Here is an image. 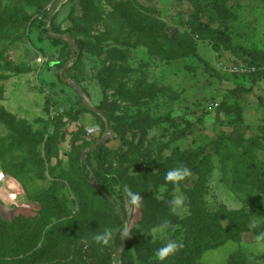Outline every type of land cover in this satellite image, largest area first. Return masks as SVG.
Returning a JSON list of instances; mask_svg holds the SVG:
<instances>
[{
	"label": "rangeland",
	"instance_id": "374dc122",
	"mask_svg": "<svg viewBox=\"0 0 264 264\" xmlns=\"http://www.w3.org/2000/svg\"><path fill=\"white\" fill-rule=\"evenodd\" d=\"M119 4L126 6L127 23L111 11ZM195 13L192 0H0V116L5 113L0 121V214L11 222L3 230L21 226L25 233L26 222L46 215L36 201L43 191L55 199L51 212L62 213L72 203L74 213L79 208L77 219L97 218L93 228L66 236L57 251L28 264L101 262L108 244L96 236L106 229L113 234L118 212L113 204L124 207L123 232L128 230L117 251L120 255L125 245L134 244L133 264H179L190 252L196 239L192 225L185 223L191 212L184 190L145 189L135 177L141 205H130L121 192H114L116 200L110 198L107 205L74 182L70 162L80 149L84 154L111 140L105 145L115 150L119 138L138 147L131 159L135 166L146 151L154 158L160 153L185 158L199 151L200 173L190 171L180 183L201 187L198 204L207 210L222 206L249 217L239 239L191 255L193 264H264V68L246 69L242 61L249 60L247 53L264 54V0H200L201 22L226 35L235 52L214 49ZM52 14L60 27L55 35L79 54L70 55L62 68L48 69L61 50L43 31L51 28L50 20L40 29H28L26 18L40 22ZM78 25L84 33L73 30ZM70 37L81 38L83 45L74 46ZM237 65L243 69L240 75L231 71ZM105 95L108 103L101 104ZM83 105L96 115L80 111ZM11 119L19 122L17 132L7 129ZM24 130H30L34 151L25 143ZM39 135L44 138L37 142ZM55 135L56 140L46 139ZM140 169L145 171L143 164ZM138 171L130 168L126 175ZM179 196L184 202L174 207ZM51 218V225L59 220ZM165 222L167 228L153 232ZM169 240L182 247L160 261L156 251ZM11 260L1 264H16ZM122 263L119 258L109 264Z\"/></svg>",
	"mask_w": 264,
	"mask_h": 264
},
{
	"label": "trees",
	"instance_id": "16d2710c",
	"mask_svg": "<svg viewBox=\"0 0 264 264\" xmlns=\"http://www.w3.org/2000/svg\"><path fill=\"white\" fill-rule=\"evenodd\" d=\"M192 1L196 10L194 19L198 24V28L204 30L205 35H207L208 39L213 42L212 45L214 49L222 47L225 50L235 52V44H233L226 35L217 30L211 29L208 26H205L201 22L198 15L200 0ZM125 9L126 6L123 7L122 4H119L116 7H112L111 11H114L119 16H121V18L127 23V19H129V16L125 13ZM56 17L57 14H52V16L47 15L45 21L40 22H34L33 20H31V18H26L29 21L28 29H32L34 27L40 29L50 20L51 28H44L43 31L47 34V39L51 41L52 45L54 47L60 46L61 50L60 55L56 59V65L48 63V69L54 66H61L62 68L63 65L66 64V62L69 60L68 57H70V55H73L74 58V56L78 53L76 49H71L68 40V42H66L62 38V36L55 35V33H59L57 31L58 29L60 31L59 25L56 24ZM2 20L4 22L8 21L7 18ZM148 22L149 21L143 22V25L145 27H148ZM73 30L77 31V34L84 33L83 26L80 25H78ZM148 32L153 35V29L151 27L148 28ZM71 39L73 40L74 46L78 47V45H83L81 38L74 37ZM114 49L118 51L117 47ZM88 51L93 52V50L89 49ZM93 56H99V54ZM247 56L249 60H242L247 66L246 69L258 71L259 69L264 68V54L263 56H260L257 53H247ZM240 74L241 73H238V75ZM100 87L101 89L103 88V90H105L107 85L104 82H101ZM77 89L80 92H85L83 87ZM102 100L101 104L106 102L108 103L106 95ZM80 111L93 113L86 105H83ZM4 114L5 113H3V116ZM93 114L96 115V113ZM3 116H0V121H2ZM17 124H19V122H16L14 119L6 121L7 129L10 131L17 132L18 128L15 127V125ZM23 132L26 137L25 143L26 145L30 146L29 151H34L36 149V145L34 146V148L31 147L30 141L32 135L30 133V130H24ZM39 136L40 137H35V140H37V142L40 140L42 141L44 138V135ZM56 137V135L48 136L46 137V139H51V142L53 140H56ZM110 141L111 140H107L105 143L108 144L110 143ZM105 143L98 145L95 149L90 150L87 153L83 154V149H80L79 152L75 154L70 162V174H73L72 177L73 180H75L74 182H78L82 190L92 191L95 194L99 195L101 199L107 203V205L110 204V198H112L113 201L116 200L113 196L114 192H121L126 196L123 191L125 186H128L132 191L137 192V190L133 188V186H135V184L137 183L135 181V177L137 178V180L138 178H140L139 186H142L145 189H159L160 187H165L168 190H184L183 193L185 196V203L188 205L189 211L191 212V215L187 217L185 223L192 225L189 230L196 240L194 242L195 244H192L191 247H189L190 252L183 253V255H186L185 258L182 257L183 255L180 257L181 259H183L179 261V264H193L194 261L191 255H193L194 257H198L207 250L218 248L230 240L239 239L241 237V234L248 230L249 217L247 215L243 216L240 211L225 209L222 206L211 209L209 208L207 210V208H203L202 206H200L201 203L198 204V199L202 196L201 187H198L196 184H194L193 187L187 188L183 186L182 183H179V185L177 186L173 185L170 182H167L164 179L167 171L173 168L183 167L184 165H186V167L195 175L199 174L202 169L201 164L198 162V158L200 155L199 151L195 150L194 152H189L188 154H186L185 158L183 156L176 155V153L165 157H162V154L160 153L157 158H154L151 153L146 151V154L143 155V157L139 160V163L135 166L134 163L132 164L131 159L132 157H135V155H138L137 153L139 149L134 145V143H131L128 139L124 140L123 138H119L118 145L115 150H111L105 145ZM47 144H49V142ZM90 146L91 145H89L88 147ZM46 153L47 155H50V148L46 150ZM40 161H42V159H40ZM114 164L123 166L117 167ZM142 164L145 168V171L143 172L142 169H140ZM43 167L44 166H42V169ZM135 167L139 169L136 175H126L130 168ZM67 171L69 172V169L65 170L64 173H66ZM51 176L54 177V174ZM40 177L43 178V175L41 174ZM54 178L60 177L55 176ZM67 181L72 182V179L69 178ZM71 186L74 189L73 184H71ZM71 186H69L70 190ZM79 199L80 198L78 196L76 198V204ZM36 201L38 203L40 202L43 210L42 214L46 215L39 214L38 217L26 222V228L24 229L26 230L25 233L21 231V226L17 230H15L11 226L9 227L7 225L9 229L3 230V226H5L6 223L11 222L3 219L0 214V251H3L0 253V264L3 263V261H8L10 258H14V260H11V262L16 264L33 263L34 260L37 261L38 257L41 256L43 258L45 255L53 253L54 250L57 251L62 244L63 238H65L66 236L81 233L97 225L95 224V220H97V218L88 222H83L77 219L79 208L74 213L73 209L75 207L72 203L69 205V209H64L62 213L56 214V210L51 212V208L53 207L55 199L51 200V197H49V194L46 191H43V195L41 194L37 196ZM114 206L117 207L118 212H116V215L112 221V239L105 248V258H103L101 262H98V264L117 263L119 258L123 260L122 264H133L130 260V256L132 253L131 249H133L134 244L125 245L124 250L122 251V253H120V255L117 251V249L124 243L123 222L126 218V212L122 205H119L118 207V205L113 204V207ZM48 211L49 213L51 212L49 216H47ZM51 217L59 219L58 222L51 225ZM223 221H227V226H224L222 224ZM40 233L41 236L39 239H42L41 245H39V241H37ZM88 264H95V262L89 261ZM229 264L236 263L234 260H230Z\"/></svg>",
	"mask_w": 264,
	"mask_h": 264
},
{
	"label": "clouds",
	"instance_id": "9594fccd",
	"mask_svg": "<svg viewBox=\"0 0 264 264\" xmlns=\"http://www.w3.org/2000/svg\"><path fill=\"white\" fill-rule=\"evenodd\" d=\"M190 174V170L186 167H177V168H173L170 169L169 171H167L164 179L167 182L172 183L173 185H179V183L185 179V177H187ZM2 178V177H0ZM124 193L126 194V196L128 197V203L130 205H134V206H140L142 203V196L139 192H134L132 191L128 186H125L123 189ZM184 202V197L179 196L177 197L172 203L174 207H179L183 204ZM167 222H165L164 224L160 225L158 228L154 229L153 232H161L163 231L165 228H167ZM127 228H125L124 230V235H127ZM112 238V232L110 230H105L104 232L98 234L96 236V240L103 243V244H108L109 241ZM182 245L175 241V240H169L163 247L159 248L156 251V257L160 260V261H164L166 258H168L169 256L175 254L179 248H181Z\"/></svg>",
	"mask_w": 264,
	"mask_h": 264
},
{
	"label": "built area",
	"instance_id": "2783aa9c",
	"mask_svg": "<svg viewBox=\"0 0 264 264\" xmlns=\"http://www.w3.org/2000/svg\"><path fill=\"white\" fill-rule=\"evenodd\" d=\"M231 71L234 72V73H240V72L243 71V69L241 68V66L237 65V66H233L231 68ZM0 176L3 178V174H0ZM2 178H0V182H1Z\"/></svg>",
	"mask_w": 264,
	"mask_h": 264
},
{
	"label": "water",
	"instance_id": "95a60500",
	"mask_svg": "<svg viewBox=\"0 0 264 264\" xmlns=\"http://www.w3.org/2000/svg\"><path fill=\"white\" fill-rule=\"evenodd\" d=\"M92 110H95L94 108H91ZM100 141H102V140H100ZM99 144V143H98ZM98 144H95L94 146H93V148H95Z\"/></svg>",
	"mask_w": 264,
	"mask_h": 264
}]
</instances>
